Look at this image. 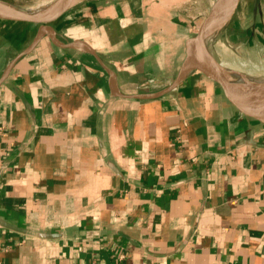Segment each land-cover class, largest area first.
Listing matches in <instances>:
<instances>
[{
  "label": "crops",
  "instance_id": "crops-1",
  "mask_svg": "<svg viewBox=\"0 0 264 264\" xmlns=\"http://www.w3.org/2000/svg\"><path fill=\"white\" fill-rule=\"evenodd\" d=\"M210 9L81 0L0 45L2 264H264V121L178 77L191 52L231 86L263 78L264 0L205 39L230 28L239 64L191 42Z\"/></svg>",
  "mask_w": 264,
  "mask_h": 264
},
{
  "label": "water",
  "instance_id": "water-1",
  "mask_svg": "<svg viewBox=\"0 0 264 264\" xmlns=\"http://www.w3.org/2000/svg\"><path fill=\"white\" fill-rule=\"evenodd\" d=\"M80 1L81 0H55L53 4L49 5L48 9H43V7L40 8L43 10H40L39 12L19 9L0 1V18L8 21L26 22L40 25L39 32L25 46V49H30L38 43L42 36L43 28H48L47 24H50L59 18ZM222 1L223 3H221ZM222 1L220 0L216 2V4L211 7L209 14L206 16L198 28L195 36L191 40V42L201 41V45L206 48V51L207 47L205 45V39L211 34V32H214L220 27V25L229 20L239 2V0ZM50 36L52 44L57 45L62 43V41L52 31ZM83 45L89 53L93 52L87 43L83 42ZM208 55L210 56L209 53ZM210 57L214 60L212 56ZM215 62L219 64L217 61ZM194 70L201 72L209 79L220 84L225 89L227 95L237 103L240 113L264 121V77L253 78L255 80L249 81V83L243 88L231 86L227 83V77L225 74L222 75L209 66V64H207L204 60L198 58L197 55L188 52V56L182 63V70L178 77L182 78ZM144 82L148 87L155 90L154 88H156V86L152 79L149 77L144 78Z\"/></svg>",
  "mask_w": 264,
  "mask_h": 264
},
{
  "label": "rangeland",
  "instance_id": "rangeland-1",
  "mask_svg": "<svg viewBox=\"0 0 264 264\" xmlns=\"http://www.w3.org/2000/svg\"><path fill=\"white\" fill-rule=\"evenodd\" d=\"M4 3L10 4L12 6H15L19 9L28 10V11H34L38 8H43L45 5H50L55 2V0H0ZM204 2V4L208 3L212 7L214 4H216V0H201ZM215 1V2H214ZM39 25L33 24V23H26V22H16V21H8L0 18V45L4 44L7 41H11L14 39H18L22 37L26 32L31 31L34 33ZM230 29V28H229ZM222 30L219 33L221 36H217L215 38V44L210 43L208 41L207 48L209 50L216 49L223 53V57L230 62L231 64L233 62H236V64H239L238 57H234L232 55V48L233 43H237L236 37L233 35V31ZM258 68H260L261 64H255ZM255 67L254 69H256ZM260 74V72H258Z\"/></svg>",
  "mask_w": 264,
  "mask_h": 264
},
{
  "label": "built area",
  "instance_id": "built-area-1",
  "mask_svg": "<svg viewBox=\"0 0 264 264\" xmlns=\"http://www.w3.org/2000/svg\"><path fill=\"white\" fill-rule=\"evenodd\" d=\"M2 243H3V238H2V236L0 234V264H2V253L4 251V247H3Z\"/></svg>",
  "mask_w": 264,
  "mask_h": 264
},
{
  "label": "bare ground",
  "instance_id": "bare-ground-1",
  "mask_svg": "<svg viewBox=\"0 0 264 264\" xmlns=\"http://www.w3.org/2000/svg\"><path fill=\"white\" fill-rule=\"evenodd\" d=\"M218 1H220V0H216V2H218ZM222 1V0H221ZM215 2V1H214ZM215 2V3H216ZM221 3H223V1L221 2ZM49 8V5H45V7L43 8V9H48ZM43 9H40V8H38V9H36V10H34L35 12H39L40 10H43ZM251 79H252V81L253 80H255V79H253L252 77H250Z\"/></svg>",
  "mask_w": 264,
  "mask_h": 264
}]
</instances>
